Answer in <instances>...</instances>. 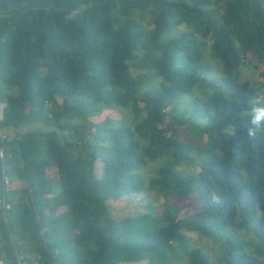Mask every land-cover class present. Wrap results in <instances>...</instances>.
Instances as JSON below:
<instances>
[{
	"label": "trees",
	"instance_id": "obj_1",
	"mask_svg": "<svg viewBox=\"0 0 264 264\" xmlns=\"http://www.w3.org/2000/svg\"><path fill=\"white\" fill-rule=\"evenodd\" d=\"M261 85L264 0H0V259L264 264V132L247 131ZM108 108L131 120H92ZM144 191L161 211L110 216Z\"/></svg>",
	"mask_w": 264,
	"mask_h": 264
},
{
	"label": "rangeland",
	"instance_id": "obj_2",
	"mask_svg": "<svg viewBox=\"0 0 264 264\" xmlns=\"http://www.w3.org/2000/svg\"><path fill=\"white\" fill-rule=\"evenodd\" d=\"M146 20H149V14L148 16L146 15L145 17ZM184 29L183 26L179 27V30ZM209 58L208 52H206V59ZM215 60L210 59L209 62H213ZM215 66V71L211 75V77H217L218 72H219V65L214 63ZM38 71L41 75L45 74V70L43 67H39ZM242 77L244 79L250 78L251 81L257 83L258 82V76H257V71H255L253 68H248L244 69L242 72ZM259 83V82H258ZM262 86V92L260 93V96L264 99V85ZM14 91H16V87H14ZM60 101V99L58 98ZM109 119V124L111 125H116V124H121L123 122H129L131 120V112L129 109H123V108H108L105 109L101 112V114L92 120L98 121V120H103L104 118ZM7 134L13 135L14 131L10 129L5 130ZM86 131H89L90 134L88 136L90 141L94 140L95 137L93 138L94 134V128L90 127L87 128ZM159 165V162H153L150 163L146 167L147 171V176H150L153 174V170ZM180 169L184 171H188V168H182L179 166ZM192 170L190 169L189 172ZM93 172L96 176H100L101 174V165L99 160H96L93 164ZM50 175H53V172L50 171ZM7 180V181H6ZM24 182L22 180H18L14 177H10L9 175L5 177V187L7 190H13L14 191V198H17L19 195H21V190L23 189ZM57 189V188H56ZM162 201L163 197L157 193L156 191H144L140 193L134 194L132 197H122L120 199H117L115 201L110 202V211L111 214L110 216L114 219H122L125 216H132L134 214L140 213L145 211V204L146 203H153L158 208H156V212L161 211L162 209ZM185 203L183 201H180L177 203L179 206H181V211L180 214H192L197 212L200 209V206L197 204L195 198H191L190 200L187 201L185 199ZM187 235L191 238L193 246L196 247H201V248H211V249H216L217 248V243L212 242L211 240L207 239L206 237H203L199 235L196 232H188ZM33 256V254H32ZM0 264H10L8 261L7 263L0 259ZM12 264V263H11ZM119 264H146L144 260L139 261V262H120Z\"/></svg>",
	"mask_w": 264,
	"mask_h": 264
},
{
	"label": "clouds",
	"instance_id": "obj_3",
	"mask_svg": "<svg viewBox=\"0 0 264 264\" xmlns=\"http://www.w3.org/2000/svg\"><path fill=\"white\" fill-rule=\"evenodd\" d=\"M248 113V135L255 137L258 133L264 132V106H253L248 110ZM213 199H216V197H213Z\"/></svg>",
	"mask_w": 264,
	"mask_h": 264
},
{
	"label": "built area",
	"instance_id": "obj_4",
	"mask_svg": "<svg viewBox=\"0 0 264 264\" xmlns=\"http://www.w3.org/2000/svg\"><path fill=\"white\" fill-rule=\"evenodd\" d=\"M2 154H3V151H2V149L0 148V156H2ZM7 181V180H6Z\"/></svg>",
	"mask_w": 264,
	"mask_h": 264
}]
</instances>
